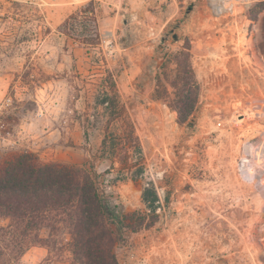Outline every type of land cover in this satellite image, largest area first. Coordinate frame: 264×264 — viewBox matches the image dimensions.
<instances>
[{"label":"rangeland","instance_id":"rangeland-1","mask_svg":"<svg viewBox=\"0 0 264 264\" xmlns=\"http://www.w3.org/2000/svg\"><path fill=\"white\" fill-rule=\"evenodd\" d=\"M182 50L198 87L185 122L171 105ZM109 74L125 107L111 123L98 103ZM132 126L142 155L129 164L144 173L122 179L103 140ZM11 149L93 166L119 214L146 212L156 186L158 215L117 241L119 264H264V0H0V152ZM10 223L0 216V264H72L69 236L45 230L49 246L11 252Z\"/></svg>","mask_w":264,"mask_h":264},{"label":"trees","instance_id":"trees-1","mask_svg":"<svg viewBox=\"0 0 264 264\" xmlns=\"http://www.w3.org/2000/svg\"><path fill=\"white\" fill-rule=\"evenodd\" d=\"M83 11L94 12V9L88 6L79 12ZM75 15L69 16L61 29L67 28ZM85 39L93 40V37ZM195 81L189 51L182 50L177 54L173 84L177 91L171 98V105L182 122L194 113L198 102ZM105 82L98 103L104 107L111 123L124 118L125 107L120 103L112 75L109 74ZM103 148L114 162L123 165L120 167L122 179L144 173L142 162L129 164L134 155H142L140 139L133 126L112 140L105 137ZM99 176L93 166L44 162L29 150L0 152V216L11 220L7 228H2L3 235L8 234L12 239L11 252L24 253L36 243L49 246L41 237L45 230L52 239L69 236L72 264H119L114 252L117 241L128 229L137 231L155 219L161 200L156 186L148 183L142 194L146 212L138 217L136 213L119 214L109 203ZM9 247L8 244L7 249Z\"/></svg>","mask_w":264,"mask_h":264},{"label":"water","instance_id":"water-1","mask_svg":"<svg viewBox=\"0 0 264 264\" xmlns=\"http://www.w3.org/2000/svg\"><path fill=\"white\" fill-rule=\"evenodd\" d=\"M174 39L177 40L178 39V35L174 34ZM162 43H165L167 41V37L162 38Z\"/></svg>","mask_w":264,"mask_h":264},{"label":"flooded vegetation","instance_id":"flooded-vegetation-1","mask_svg":"<svg viewBox=\"0 0 264 264\" xmlns=\"http://www.w3.org/2000/svg\"><path fill=\"white\" fill-rule=\"evenodd\" d=\"M175 34V33H174ZM174 34H173V36H174ZM170 36H167V38H169Z\"/></svg>","mask_w":264,"mask_h":264}]
</instances>
